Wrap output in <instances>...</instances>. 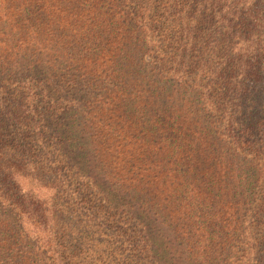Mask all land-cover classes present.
I'll return each instance as SVG.
<instances>
[{"label": "trees", "instance_id": "1", "mask_svg": "<svg viewBox=\"0 0 264 264\" xmlns=\"http://www.w3.org/2000/svg\"><path fill=\"white\" fill-rule=\"evenodd\" d=\"M0 264H264V0H0Z\"/></svg>", "mask_w": 264, "mask_h": 264}]
</instances>
